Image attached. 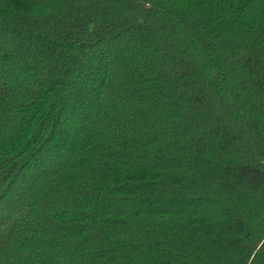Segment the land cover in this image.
Instances as JSON below:
<instances>
[{"label":"trees","instance_id":"1","mask_svg":"<svg viewBox=\"0 0 264 264\" xmlns=\"http://www.w3.org/2000/svg\"><path fill=\"white\" fill-rule=\"evenodd\" d=\"M0 264H264V0H0Z\"/></svg>","mask_w":264,"mask_h":264},{"label":"rangeland","instance_id":"2","mask_svg":"<svg viewBox=\"0 0 264 264\" xmlns=\"http://www.w3.org/2000/svg\"><path fill=\"white\" fill-rule=\"evenodd\" d=\"M8 47H9V46L6 45V47H3L2 49H5V48H6V49H5V52H6V51L8 50ZM2 49H1V50H2ZM90 86H91V84H90ZM88 99H89V102H90V101L92 100V96H89Z\"/></svg>","mask_w":264,"mask_h":264}]
</instances>
